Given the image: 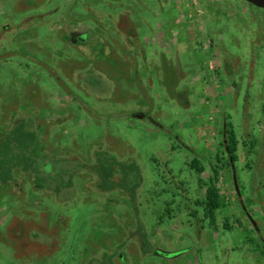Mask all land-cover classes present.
Instances as JSON below:
<instances>
[{"label": "rangeland", "instance_id": "rangeland-1", "mask_svg": "<svg viewBox=\"0 0 264 264\" xmlns=\"http://www.w3.org/2000/svg\"><path fill=\"white\" fill-rule=\"evenodd\" d=\"M72 33L100 44L67 43ZM11 133L38 139L32 151L45 157L34 158L37 177L21 157L0 188V264H264V10L0 0V147ZM103 153L125 175L101 177ZM51 160L60 175L72 169L63 192L44 187Z\"/></svg>", "mask_w": 264, "mask_h": 264}, {"label": "trees", "instance_id": "trees-1", "mask_svg": "<svg viewBox=\"0 0 264 264\" xmlns=\"http://www.w3.org/2000/svg\"><path fill=\"white\" fill-rule=\"evenodd\" d=\"M65 40H68L67 37L64 38ZM92 43V42H91ZM100 44V43H99ZM99 47H102V44L99 46ZM98 48V47H97ZM174 98H176L177 96H179V93L178 94H171ZM186 100L183 99V103L185 104ZM144 116V115H143ZM132 117L138 119V118H141V116L139 115H133ZM154 123V122H152ZM159 128H162V126H159ZM23 131V129L21 130ZM6 141H8V146H3V147H0V188L3 190H5L7 187V184H8V181L11 180V177L13 176V173H15L14 169L16 167H21L19 165H21L22 161L20 160H24L26 158V161L31 163V166H28L27 170L29 172H31L33 174V176L35 175L37 177V175L39 174V170L38 168H36L33 164L34 162V158H37V157H45V154H44V151L41 150L40 153H36L34 151H32L34 149V147H41V148H44V146L42 145V143L40 141L35 140L34 142H31V143H27L25 141V138L24 136L22 137H18V134H9ZM175 142H178L177 140ZM226 150L229 154V158H230V162H234L237 160V142H236V138H235V135L234 133L231 131V130H227L226 132ZM181 148H183L184 146H181ZM185 148V147H184ZM191 151V149H188ZM30 152V153H29ZM37 152H39V149L37 150ZM105 153L102 154L101 158H100V163H98V166L99 168H96V170L98 172L101 171V168H102V171H101V177L105 176L104 175V172H106V170H110L112 172V176H116V172L119 174V173H122V169H124L123 167V164L120 163V160H118V158L115 156V155H111L109 154V156L113 159H105ZM194 156V160L189 163V168L191 169V171L193 172H196L197 174H202L204 172V168L203 166L201 165V162L199 161L198 157L195 155V153L193 152L192 154ZM108 156V155H107ZM24 158V159H20V158ZM51 164L49 163L48 166L51 167L50 170L51 171V175L48 177V182L45 183V188H50V189H54L55 187H59L60 189V192H63L64 190H61L63 188H66L67 184L66 183H63L62 182V179L67 177L68 175L71 174L72 172V169L69 168L68 170L66 171H63L61 173V175L59 173H56L54 172L53 168L55 166V163L56 161L55 160H51L50 161ZM70 163H72V166L74 167L77 164H80L81 162L77 161V160H73V161H67V162H64V164L66 166H71ZM81 165V164H80ZM43 167V165H42ZM106 168V169H105ZM122 168V169H121ZM117 169V171H116ZM132 169V168H131ZM132 170H135L137 173V168L136 169H132ZM107 174V172H106ZM117 174V175H118ZM121 175H125V174H121ZM111 176V177H112ZM133 178V177H132ZM127 179H128V175L125 176V181H124V192L126 195L127 193V198L125 199L124 197H122L123 200H127L128 203L131 201V203L133 202V198H134V194H133V187L135 186V183H131L128 181L127 182ZM47 180V179H46ZM109 180V179H107ZM140 181V179L138 180V182ZM216 182V179H213L211 181L212 183V186H210L207 190V193H206V200L204 202V208H205V211L207 213V215L209 216V218H211L214 223V214L219 211L221 209V201L220 199L218 198V191L215 187V183ZM1 183L4 184L3 188H2V185ZM66 184V185H64ZM42 187V184H40ZM42 187V188H44ZM70 188V187H69ZM69 188L65 189V190H69ZM130 200V201H129ZM162 254V253H161ZM157 255V254H156ZM164 255V254H162ZM161 255V256H162ZM169 255V254H168ZM166 256V255H165Z\"/></svg>", "mask_w": 264, "mask_h": 264}, {"label": "flooded vegetation", "instance_id": "flooded-vegetation-1", "mask_svg": "<svg viewBox=\"0 0 264 264\" xmlns=\"http://www.w3.org/2000/svg\"><path fill=\"white\" fill-rule=\"evenodd\" d=\"M86 34L87 33H83V34L78 35V34L72 33L70 36H68V37L66 36L68 38V40H65V41L67 43H70V44H77L78 46H84V45H87V43H88V45L90 44L94 47H97L99 45V43H97V42L91 43L90 39L87 40L86 38L85 39L87 40V42L83 41ZM81 39L83 42L81 41Z\"/></svg>", "mask_w": 264, "mask_h": 264}, {"label": "water", "instance_id": "water-1", "mask_svg": "<svg viewBox=\"0 0 264 264\" xmlns=\"http://www.w3.org/2000/svg\"><path fill=\"white\" fill-rule=\"evenodd\" d=\"M246 2L247 4L257 8L264 10V0H242Z\"/></svg>", "mask_w": 264, "mask_h": 264}]
</instances>
